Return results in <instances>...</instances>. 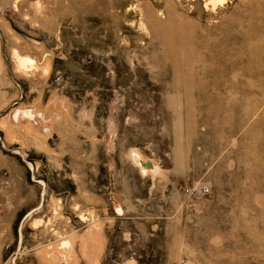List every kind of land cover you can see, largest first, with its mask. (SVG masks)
Returning a JSON list of instances; mask_svg holds the SVG:
<instances>
[{"label":"rangeland","instance_id":"1","mask_svg":"<svg viewBox=\"0 0 264 264\" xmlns=\"http://www.w3.org/2000/svg\"><path fill=\"white\" fill-rule=\"evenodd\" d=\"M165 1L0 0V264H264V0H173L188 105L143 13Z\"/></svg>","mask_w":264,"mask_h":264},{"label":"bare ground","instance_id":"2","mask_svg":"<svg viewBox=\"0 0 264 264\" xmlns=\"http://www.w3.org/2000/svg\"><path fill=\"white\" fill-rule=\"evenodd\" d=\"M174 4L175 3L173 0L165 1L164 13L160 11L157 14L160 16H163L164 14L163 19L157 18L158 16L157 17L155 16L153 8L148 4H145L143 6V13H144L145 20L147 21L146 23L149 29V33L151 34L153 38L159 39L162 45L161 60L162 62H165L168 66H170V68H172V71H173L172 73L176 79V82L179 85H181L184 91V99L186 101V105H188L190 104L191 98H192L191 95H189V90L193 86L196 88L203 89L206 85V81L202 78L196 79V73H197V67H198L197 64L199 62L198 61L199 54L196 52V50H194V43L197 42L196 41L197 40L196 31L190 25L188 18H186L184 14L178 12L175 9ZM249 8H250V5L248 7V10ZM233 24L237 26L236 21H233ZM254 26L252 25L251 30L249 32L247 30L249 35L253 36L255 40L254 41L252 39L254 42L252 41L253 43H251L249 46L251 56H253L254 54L255 56H257L258 55L257 51L260 48L259 45L264 43V35L259 34L257 32V28H255ZM226 29H227L226 26L222 24L220 27H217L216 29H214L213 32L207 31V32L201 33L202 34L200 38L201 42L199 41L202 47H205L208 49L207 53L211 57V59H216L218 63H219V59L224 60L222 59L223 55L226 52L230 51L229 46L231 43L230 42L231 36L229 32L226 31ZM239 36L241 35L239 34ZM246 36L247 38L250 37L248 35ZM208 60L210 59L208 58ZM250 67H248V70ZM206 68L200 67V69L203 71V74L207 72ZM214 69L215 70L213 72L215 75H219L223 71L226 72V69L222 67V65L220 67L217 64V66H215ZM252 69L254 68L252 67ZM230 72H227V73H230ZM227 73L226 74L222 73V76L224 74L227 75ZM218 79L216 80L217 81L216 84L218 83ZM221 84H222V81L218 83V85H221ZM175 161L178 162L179 164L183 163L182 158H176Z\"/></svg>","mask_w":264,"mask_h":264},{"label":"built area","instance_id":"3","mask_svg":"<svg viewBox=\"0 0 264 264\" xmlns=\"http://www.w3.org/2000/svg\"><path fill=\"white\" fill-rule=\"evenodd\" d=\"M202 190H205V186H201Z\"/></svg>","mask_w":264,"mask_h":264},{"label":"water","instance_id":"4","mask_svg":"<svg viewBox=\"0 0 264 264\" xmlns=\"http://www.w3.org/2000/svg\"><path fill=\"white\" fill-rule=\"evenodd\" d=\"M146 165H147V166H150L148 162H146Z\"/></svg>","mask_w":264,"mask_h":264}]
</instances>
